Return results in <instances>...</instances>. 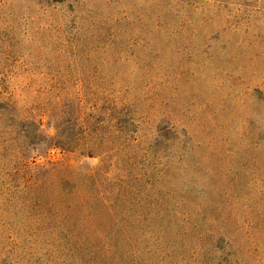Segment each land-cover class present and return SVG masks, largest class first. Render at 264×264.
<instances>
[{
    "label": "rangeland",
    "instance_id": "obj_1",
    "mask_svg": "<svg viewBox=\"0 0 264 264\" xmlns=\"http://www.w3.org/2000/svg\"><path fill=\"white\" fill-rule=\"evenodd\" d=\"M3 99L51 137L102 119L104 225L130 238L60 241L14 175L101 157L0 140V264H264V0H0Z\"/></svg>",
    "mask_w": 264,
    "mask_h": 264
},
{
    "label": "trees",
    "instance_id": "obj_2",
    "mask_svg": "<svg viewBox=\"0 0 264 264\" xmlns=\"http://www.w3.org/2000/svg\"><path fill=\"white\" fill-rule=\"evenodd\" d=\"M27 117L20 115L14 100L0 101L1 144L7 147L8 143L16 163L23 161L28 146L38 144L59 147L72 154L99 156L102 161L99 166L86 167L70 161H50L32 171L25 163L17 167L14 175L24 172L26 204L32 211H38L36 222H46L60 241L82 247L79 251L87 253L88 248H94V254L99 257H111L116 253L117 241H128L130 232L122 227L115 229L104 225L107 216L119 221L116 212L122 204L116 205V199L105 195L102 164L111 155L119 154L123 143L117 149L105 148L111 142L102 137L105 125L101 118L93 119L90 114L89 117L81 115L72 130L66 123L56 125L58 131L53 137L45 135L41 124Z\"/></svg>",
    "mask_w": 264,
    "mask_h": 264
}]
</instances>
